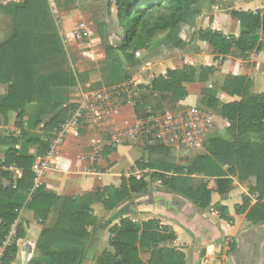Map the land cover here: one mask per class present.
Masks as SVG:
<instances>
[{"label": "trees", "instance_id": "trees-1", "mask_svg": "<svg viewBox=\"0 0 264 264\" xmlns=\"http://www.w3.org/2000/svg\"><path fill=\"white\" fill-rule=\"evenodd\" d=\"M47 1L24 0L0 5V9L10 15V29L0 41V85L5 87L0 94V116L6 124L9 113L14 112L15 127L20 129L18 135H0V146L5 147L0 161V248H3L0 264H11L15 258L16 241L24 236L20 223L16 224L13 239L4 243L23 208L32 211L43 226L35 243L39 251L35 263L82 264L96 231L92 226L91 205L100 202L110 210L134 194L147 192L146 176L159 181L174 195L189 199L200 209L211 206V194L229 186L232 179L228 177H234L247 187L241 203L234 206L235 214L247 211L252 196L256 202L251 214L258 221H264V92H254L252 80L243 75H228L221 85L201 89L200 104L218 111L228 124L224 135L208 138L203 143L202 153L193 158L177 163L171 159V147L154 145L146 147L148 159L136 162L138 169L148 170V173L140 177H121L118 187L108 185L96 192L72 197L57 195L43 184L35 186L32 163L46 152L52 131L76 108L73 103L61 108L64 95H60V91L78 84ZM115 6L122 36L115 44L102 37L105 56L99 71L106 85L129 79L117 51L132 55L146 50L153 37L180 23L184 17L180 0H115ZM231 16L240 25L237 37L209 28L198 30L197 38L206 42L217 56L230 55L233 49L238 57L260 51L264 46V11H232ZM213 71L212 66L198 70L188 64L168 69L164 75L140 85L144 91L142 102L147 101L146 93L165 94L177 106L187 96L186 83L204 81ZM219 90L238 99L222 102L217 97ZM29 104L38 105L39 114L28 123V128L32 130L43 124L40 131L46 136L45 140L23 129V115ZM140 104L137 102L134 110L138 114L148 112L145 108L140 110ZM247 134L258 138L243 140ZM22 141L37 145L36 155L15 148ZM9 166L23 172L15 182L4 169ZM195 175L205 180L194 185L192 177ZM2 179H8L9 183L3 184ZM213 207L220 218L233 220L225 206L217 203ZM108 231L111 249L103 250L92 264H184L181 250L163 245L175 239L174 230L156 218L137 222L122 217Z\"/></svg>", "mask_w": 264, "mask_h": 264}, {"label": "crops", "instance_id": "crops-1", "mask_svg": "<svg viewBox=\"0 0 264 264\" xmlns=\"http://www.w3.org/2000/svg\"><path fill=\"white\" fill-rule=\"evenodd\" d=\"M180 1L184 8V17L180 23L170 26L153 37L149 47L146 50H140L139 55L116 52L129 75L128 80L138 84H147L153 77L164 75L168 69L181 68L185 64L198 70L200 67L212 66L214 71L208 73L204 81L185 84L187 96L178 104L201 105L199 102L201 89L221 85L228 75L246 76L252 80L254 92H264V46L260 51H251L244 57L236 56L235 49L232 54L222 57L214 54L206 42L197 38L198 30L209 28L220 31L224 35L237 37L241 29L238 20L231 16V12L264 11V0ZM97 5L102 6L99 3ZM106 10L104 22L96 28L97 37L83 44L92 48L90 51H84V54L97 65L105 56L102 37L115 44L122 36L116 19L115 0H112L111 3L107 2ZM77 15L78 12L71 11L64 16V26L68 30L63 39L66 51L68 47L72 49L76 44L71 30ZM99 44L101 47L98 49ZM93 46H96V49ZM100 75L101 73L98 71L95 82L101 81ZM215 80L217 83H212ZM102 87H106V85L101 83L100 86L95 87L91 79L88 78L78 86L68 89L69 93L67 90H61L60 95H64L61 108L70 103L76 105L75 102L80 98L81 92ZM2 93L0 92V94ZM217 97L222 102L238 99L228 96L220 90L217 92ZM206 108L215 115L217 126L215 135H224L227 121L215 110ZM130 109L132 113L134 107L132 106ZM38 114V105H27L23 115V129L32 136H38L45 140L46 136L42 135L40 131L43 124L32 130L28 128V123L36 120ZM133 115L135 112L131 117ZM87 116L85 114V119L80 121L77 136L69 133L66 135L63 144L53 158L51 169L38 180L39 185L43 184L47 190L57 195L75 197L96 192L108 185L118 187L121 177H124L119 178L115 175L114 170L117 164L113 163L115 157L130 159L131 147L134 146L128 143H116L113 139V128L119 126L123 118L114 121L93 122ZM15 117L16 114L10 112L7 123L3 124L0 116V135H18L20 133V129L15 127ZM256 138H258L257 135L247 134L243 140H256ZM119 146L124 149L118 150ZM4 148L0 146V161L3 159ZM15 148L31 155L37 153V145L24 144L23 141L15 145ZM107 161L109 162L107 163ZM135 171L148 173V170L136 169ZM102 178H105V182H102ZM228 178L232 179L230 185H225L219 191L213 192L211 206L205 209H200L189 199L174 195L163 187L160 190H150L148 187L147 192L138 194L137 203L131 198L110 210L105 209L100 202L92 204V218L94 219L92 226L96 227V231L89 242L82 264H92L94 259L107 249L101 250L100 248V252L97 251L99 235L109 234V227L122 217H130L137 222L156 218L160 220L161 224L169 226L174 230L176 237L173 241L163 245L181 250L184 253V264H264V221H258L256 216L251 214L256 200L251 196V203L247 211L243 214H235L234 206L241 203L242 195L247 194V187L234 177ZM192 179L194 185L205 180L204 177L198 175L193 176ZM2 183L6 185L9 180L2 179ZM98 203L110 214L106 221L99 223L96 221L98 214L95 209ZM217 203L228 209L232 221L228 222L219 217L218 211L213 207ZM18 223L23 227L24 236L16 241L17 253L11 264H32L30 260L33 255L32 251L35 250V240L43 226L34 218L33 212L26 208L19 211L17 222L12 227L14 232ZM108 241L109 235L106 236V243Z\"/></svg>", "mask_w": 264, "mask_h": 264}, {"label": "built area", "instance_id": "built-area-1", "mask_svg": "<svg viewBox=\"0 0 264 264\" xmlns=\"http://www.w3.org/2000/svg\"><path fill=\"white\" fill-rule=\"evenodd\" d=\"M21 1L24 0H0V5ZM89 28L88 24L80 22L72 28L73 37L87 38L91 34ZM134 54L139 55V51ZM137 85V82L128 80L116 85L81 92L71 115L52 131L44 155L36 157L31 165L35 186L39 185V178L51 169L53 158L63 144L66 135L68 133L73 136L78 135L79 124L82 119H85V114L93 122L120 119L123 106L129 104L134 107L132 94L137 90ZM177 106L175 110L157 115H152L148 111L145 114L135 113L132 119L123 118L120 125L113 128L114 141L144 147L164 145L177 149L182 148L184 154H188L190 149L202 148L203 143L214 136L217 131L214 113L200 105L178 104ZM4 169L9 171L14 182L22 177L21 169L12 166ZM12 227L8 236L12 232ZM8 236L4 245L8 242ZM2 252L3 248H0V256Z\"/></svg>", "mask_w": 264, "mask_h": 264}, {"label": "rangeland", "instance_id": "rangeland-1", "mask_svg": "<svg viewBox=\"0 0 264 264\" xmlns=\"http://www.w3.org/2000/svg\"><path fill=\"white\" fill-rule=\"evenodd\" d=\"M47 2H48V6H49V11H50V13L54 19V22L58 28V31L62 37V40L66 37V32L68 31V30H66V28L64 26L65 14H67L71 11L78 12L77 17L74 20V26H76L80 22H84L90 26L89 29L91 31V34L88 35L87 38L86 37L82 38V39L75 38L76 44L73 45V48L72 49H71V47L67 48L66 52H67L68 59H69V65L71 66L72 70L74 71V74L77 77L78 84L83 83V81H85L89 78V79H91V81L93 82V85L95 87L100 86L101 83H103V85L105 86L106 82L104 81V79H101L100 82H95L96 81L95 78H97V76H98V71L102 67V62H100L101 60L100 61L98 60L99 61L98 65L96 63L92 62L90 60L91 58H88L89 56H86L84 54V51H86V50L90 51V50H92V48H90V46H87L86 44L85 45H83V44L86 42L88 43V42H90L89 40L93 39L94 37L95 38L97 37L98 33H97L96 28L100 23L104 22L105 13L107 11L106 10L107 2L111 3L112 0H48ZM97 3L101 4L102 6L97 5ZM112 26L114 27L113 23H112ZM9 29H10V15L8 13L6 14L5 12H3L0 9V41L4 39V37L6 36V34L9 31ZM106 35H107V33H106ZM66 44L69 45L68 43H66ZM95 47L96 46H93V48H95ZM100 47H101V44H99L97 46L98 49ZM94 57H95V55H94ZM101 78H102V76H101ZM212 83H217V81L215 80V82H212ZM78 84H77V86H78ZM116 84H118V83H116ZM116 84H112V85H116ZM140 85L141 84L137 85V90L132 94V100L135 102V104L137 102L141 103L140 104V110H142V109L144 110V108H145V111H150V113H152V115H157V114L164 113L166 111L177 109L178 106L174 105L171 97L168 95H165V94L164 95H157V94L146 93L147 96L145 97V100H147V101L143 103L142 102L143 101L142 100V95H143L142 93H144V91L140 88ZM108 86H111V85H106V87H108ZM71 88H74V87H71ZM195 89L197 90V87H195ZM4 90H5V87L0 85V92H4ZM67 91L69 93L68 89H67ZM130 107H132V106L128 104V105H125L121 108L120 119L127 118V117H130V119L132 118L131 116H132V113L134 112V109L132 110V113H131ZM202 107L206 108L204 105ZM216 112L218 113V111H216ZM135 113L138 114L136 111H135ZM123 149H124V147H122V146L118 147V150H123ZM58 151H59V149H58ZM182 151H183L182 148L177 149V148L171 147V159L177 163H182L188 159L193 158L195 155L202 153L203 150H202V148L190 149L187 152L188 154H184V153H182ZM130 152H131L130 153V155H131L130 159L125 160L122 157L121 158L120 157L114 158L113 163H116L117 167H116V169H115V167H113V168L115 169L114 172H116L115 175L118 176L119 178L121 176H124V177L127 176L128 177L130 175H133V176L139 175V177H140L143 174L142 172L138 173L135 171L136 169H138V167H136V162L141 161V160L145 161L146 159H148V156H149L148 150L146 149V147L138 146V144H136L133 147H131ZM108 162L109 161H107V163ZM146 179H147L148 187L150 190L151 189H155V190L161 189L162 186H161L159 181L151 178L150 176H146ZM102 182H105V178H102ZM243 185H246V184L243 183ZM138 196H139L138 194H134L132 196V198H133L132 200H135V203H137V201H138V199H136ZM95 209H96L97 214H98V218H96V221H98V223L102 222V221L104 222L109 218V215H110L109 212L106 211L100 203H98V205ZM11 231L12 232L8 236L9 242L13 239V237L15 235L14 230H11ZM107 235H109V234H107ZM107 235H106V233L105 234L103 233V235H99L100 238L99 237L98 238L100 240L99 239L97 240V241H99V243H98L99 248L97 251H99L100 248H101V250H103L104 248H107V249L110 248L108 243H106V236ZM24 245H26V244H24ZM32 253H33V255H32L30 262L33 264V263H35L36 259L39 256V251L35 247V250H33ZM142 257L144 259H146V256L143 254H142ZM16 264H18V263H16Z\"/></svg>", "mask_w": 264, "mask_h": 264}]
</instances>
